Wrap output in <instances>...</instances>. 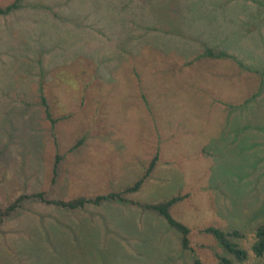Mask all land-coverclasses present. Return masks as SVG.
<instances>
[{
    "label": "rangeland",
    "instance_id": "1",
    "mask_svg": "<svg viewBox=\"0 0 264 264\" xmlns=\"http://www.w3.org/2000/svg\"><path fill=\"white\" fill-rule=\"evenodd\" d=\"M157 153L128 197L189 193L171 212L191 227L190 250L153 210L32 199L0 225V264H264L252 250L264 222V0H22L0 14L1 206L122 190ZM211 225L240 229L249 258L201 232Z\"/></svg>",
    "mask_w": 264,
    "mask_h": 264
},
{
    "label": "trees",
    "instance_id": "2",
    "mask_svg": "<svg viewBox=\"0 0 264 264\" xmlns=\"http://www.w3.org/2000/svg\"><path fill=\"white\" fill-rule=\"evenodd\" d=\"M21 1L22 0H14L9 5L0 7V14H9L12 11L20 8ZM207 54H209L211 57H217V58L232 57L230 53H227L222 50H218V51L207 50ZM43 99H44V105L46 106L47 115L54 128L55 124L59 121V119L52 117V113L50 108L48 107L46 99L45 98ZM83 141H84L83 138L78 139L77 142H75L70 147L69 152L72 153L74 150L78 149L81 146V144H83ZM61 158L62 156L60 154L56 155V160L54 161L53 164V178H54L53 182L55 181V177L58 172ZM158 160H159V154L157 153L149 161L144 176L138 179L133 185L128 186L122 190H116V191L112 190L106 194H98L95 196L80 195L71 199H57V198H48L45 191H40L33 194L23 193L20 196H18L14 201H12L8 206L3 207L0 205V225L5 221L7 217H10L14 213H16L26 201L32 199H38L39 201L44 202L48 205H54L69 210L84 209L90 205L101 206L105 202L131 203L133 205L146 208L148 210H153L158 214H160L162 217H164L173 228H175L177 231L181 233L182 247L184 249L190 250L191 240L189 235L191 233V227L176 219L171 212L172 206L187 199L190 196L189 193L177 195L166 200L165 202L154 203V204L137 203L136 201H131L128 197L129 194L137 191L143 185L145 179L154 170ZM201 232L212 235L216 239L218 244L226 252L232 255L235 261L243 263L249 258V252L245 248H243L241 244L237 241V239L244 237V233L240 229L224 230L221 227L211 225L203 228ZM252 250L257 257L264 256V222L261 223L256 228L255 241L252 245ZM217 257L222 264H231L233 262V260H231L230 258L221 255H217ZM194 264H206V263L203 262L199 257L194 256Z\"/></svg>",
    "mask_w": 264,
    "mask_h": 264
}]
</instances>
